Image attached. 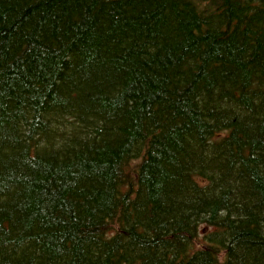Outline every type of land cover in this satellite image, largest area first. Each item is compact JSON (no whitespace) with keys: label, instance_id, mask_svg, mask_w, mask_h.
I'll use <instances>...</instances> for the list:
<instances>
[{"label":"trees","instance_id":"16d2710c","mask_svg":"<svg viewBox=\"0 0 264 264\" xmlns=\"http://www.w3.org/2000/svg\"><path fill=\"white\" fill-rule=\"evenodd\" d=\"M0 264H264V0H0Z\"/></svg>","mask_w":264,"mask_h":264}]
</instances>
